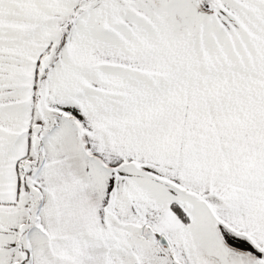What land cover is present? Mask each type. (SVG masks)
<instances>
[{
	"label": "snow or ice",
	"instance_id": "obj_1",
	"mask_svg": "<svg viewBox=\"0 0 264 264\" xmlns=\"http://www.w3.org/2000/svg\"><path fill=\"white\" fill-rule=\"evenodd\" d=\"M0 264H264V0H0Z\"/></svg>",
	"mask_w": 264,
	"mask_h": 264
}]
</instances>
